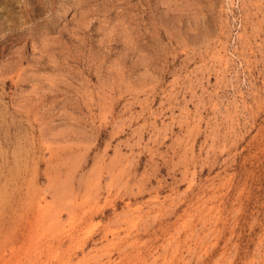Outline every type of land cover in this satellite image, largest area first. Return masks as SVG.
<instances>
[{"label":"rangeland","instance_id":"obj_1","mask_svg":"<svg viewBox=\"0 0 264 264\" xmlns=\"http://www.w3.org/2000/svg\"><path fill=\"white\" fill-rule=\"evenodd\" d=\"M0 264H264V0H0Z\"/></svg>","mask_w":264,"mask_h":264}]
</instances>
